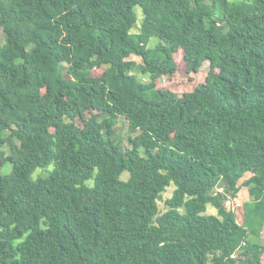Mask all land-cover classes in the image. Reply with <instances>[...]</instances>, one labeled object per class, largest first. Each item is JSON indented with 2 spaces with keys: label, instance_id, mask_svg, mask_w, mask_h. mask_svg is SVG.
Wrapping results in <instances>:
<instances>
[{
  "label": "trees",
  "instance_id": "16d2710c",
  "mask_svg": "<svg viewBox=\"0 0 264 264\" xmlns=\"http://www.w3.org/2000/svg\"><path fill=\"white\" fill-rule=\"evenodd\" d=\"M0 32V264H264V0H0Z\"/></svg>",
  "mask_w": 264,
  "mask_h": 264
},
{
  "label": "rangeland",
  "instance_id": "374dc122",
  "mask_svg": "<svg viewBox=\"0 0 264 264\" xmlns=\"http://www.w3.org/2000/svg\"><path fill=\"white\" fill-rule=\"evenodd\" d=\"M135 10L137 13L138 21H137V24L135 25V27L133 28L132 33H135L138 31L139 23H140V20L142 17L140 8L136 7ZM0 39H2L1 32H0ZM157 40L158 39L156 37H152L150 44H149V47H153L157 43ZM0 44H3V40L0 41ZM131 59L135 60L137 63L140 62L139 58L131 57ZM174 59H175L177 66H178L177 72L172 76L161 77L157 82L158 87L171 90V91L177 93L178 95H181L184 92L192 91L198 84H201L205 81V79L208 75V72H209V63L208 62H204L202 67L197 72L190 73L186 69V65L183 62L181 51H178L177 53L174 54ZM100 73H101V70H93L91 72V74L93 76H99ZM138 78H141V77L138 76ZM143 80L147 81V79H143ZM75 124L80 125V121L75 120ZM116 128L118 129L117 130L118 135L123 140V143L126 144L125 143L126 142V136L128 134L127 133V124L125 123L124 120H121L117 124ZM8 165L9 166L3 167L0 170V174L7 175L11 172L12 165L11 164H8ZM44 174H46V172L39 168L33 174V179L38 177V176H42ZM249 176H250L249 174H246L244 176V178H242L239 181V184H241L242 181L244 179H247ZM122 177L125 179L127 177V173H124L122 175ZM173 190H174V185L171 184L169 187L166 188V191L162 194V199L158 202V207H159L160 213H163L166 210L164 202L166 199H168L171 196ZM219 190H221V189H219ZM248 200H249V196L247 193V189L242 187L240 189L239 193L237 194L236 198L232 199V201H233L232 204L230 203L229 205L226 206L227 210H230V211L236 213L237 221L239 223H242V220H243V213L241 211L242 205ZM206 213L214 215V214H216V210L214 208H212L211 206H208ZM260 238L264 242V224L261 228Z\"/></svg>",
  "mask_w": 264,
  "mask_h": 264
},
{
  "label": "built area",
  "instance_id": "2783aa9c",
  "mask_svg": "<svg viewBox=\"0 0 264 264\" xmlns=\"http://www.w3.org/2000/svg\"><path fill=\"white\" fill-rule=\"evenodd\" d=\"M232 202H233L232 199L228 198V199L226 200V206L229 205L230 203L232 204Z\"/></svg>",
  "mask_w": 264,
  "mask_h": 264
}]
</instances>
